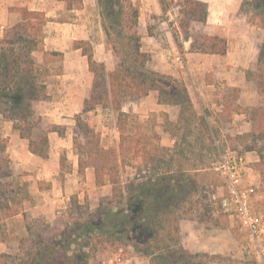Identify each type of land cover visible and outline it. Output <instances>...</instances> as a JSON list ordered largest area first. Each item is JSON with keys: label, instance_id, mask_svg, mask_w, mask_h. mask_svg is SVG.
<instances>
[{"label": "trees", "instance_id": "16d2710c", "mask_svg": "<svg viewBox=\"0 0 264 264\" xmlns=\"http://www.w3.org/2000/svg\"><path fill=\"white\" fill-rule=\"evenodd\" d=\"M181 4L179 28L183 40H190L189 52L224 56L227 41L219 36L190 35L191 24L203 25L208 16L207 4L198 0H178ZM161 9H168L166 0H159ZM105 44L118 59L116 67L105 70L94 59L93 50L84 41H76L86 58L92 83L82 110L74 115L72 146L77 155V172L93 169L94 184L109 187V193L98 199L95 210L74 204L75 218L65 222L54 233L46 223L38 230L26 224V210L33 206L27 183H12L9 160L5 155L6 139H0V244L6 242L7 222L20 215L28 234V248L21 255L0 252V264H102L91 262L100 246L109 243L127 244L147 264H259L255 260H236L222 254L193 253L181 243L180 221L188 219L208 223L216 199L217 184H206L214 170L215 158L222 153L215 143L216 130L208 126L204 116H197L186 86L170 75L148 68L149 54L142 49L137 32L139 8L131 0H97ZM70 6L68 5L67 8ZM20 21L6 29L0 38V117L11 121L12 131L27 142L28 152L42 160L49 154L48 133L62 136L59 126L34 136L39 122L33 104L46 94L51 64L60 61L62 53L43 48V28L48 19L44 12L15 8ZM240 11L249 15L248 22L264 31V0H243ZM42 54L39 63L34 53ZM257 90L264 94V36L257 57ZM156 91L159 104L176 106L179 116L167 121L175 137L172 147L148 143L141 134L125 133L127 113L121 111L126 96L146 97ZM232 101L226 96L220 102L224 120L232 114H244L250 123L245 151L256 153L254 168L264 172V106L246 107L237 103L239 89L229 87ZM114 107L119 134L118 150L104 148L89 121L96 108ZM207 115V113H206ZM165 131V129H164ZM125 143L128 145L125 146ZM136 163L144 160L143 170L136 169L125 182L120 169L125 156ZM213 155V160L209 157ZM192 162V163H190ZM60 167L65 159L60 158ZM10 180V181H9ZM206 184V185H205ZM33 224V223H32ZM5 236V237H3ZM24 241L20 240L19 245Z\"/></svg>", "mask_w": 264, "mask_h": 264}, {"label": "rangeland", "instance_id": "374dc122", "mask_svg": "<svg viewBox=\"0 0 264 264\" xmlns=\"http://www.w3.org/2000/svg\"><path fill=\"white\" fill-rule=\"evenodd\" d=\"M131 1L137 6L143 4L144 9H147L146 0ZM155 1L147 0L148 6L150 8L153 5L155 6ZM166 1L168 9L165 12L161 11L159 14H154L148 10L144 11L137 24V32L141 37L142 49L149 54L147 66L151 70H153L151 68V51L158 50L162 52L164 63L167 65L174 66V58L176 56L180 57V54L182 55L181 58L186 61L182 46L183 33L179 28L181 19L179 9L181 4L178 0ZM68 5L74 8L73 14L65 10ZM45 7L51 11L49 19L55 21L71 22V19L80 17L82 21H86V28L81 29L88 35L86 40H80V38H75L74 40L69 37L61 41L52 37V34L56 33L53 28L56 27L55 24L47 23L43 28V43L46 41L49 45L47 50L54 51L49 47H55L63 49L64 52H61L62 58L60 61L50 65L49 74L44 79L47 85L46 94L33 104L35 116L40 119L34 130V136L46 133L53 125L59 126L63 134L58 136L55 132L53 134L48 133V135H51L49 140V160H41L24 151L23 154L16 156V160L10 158L8 154L5 155L9 160L8 165L12 183H27L28 193L33 198V206L26 210V224L35 226L39 230L42 227V223H46L50 225L54 233H57L63 229L65 222L75 218V203L88 207L90 210H95L98 199L109 193L108 186H95L92 168H86L82 174L77 172V155L72 146L71 129L74 125V115L81 112L83 100L89 94L92 75L88 72V68L87 70L84 68L86 58L82 56L81 50L72 52L74 43L76 41H84L85 45L91 47L94 59L104 64L107 72H111L116 67L118 59L112 55L105 44L97 0H89L86 3H83L82 0H47ZM75 13L78 14L76 15ZM238 14V16L229 21L220 23L209 22L203 25L191 24L189 28L190 35L224 36L228 46V59L237 60V66H231V63L224 56L199 53L200 55L194 56L196 58L188 61L190 69L188 78L206 81L215 79L214 81H217L216 85L221 84L213 92V99L218 100L217 104L221 106L220 110L222 109L220 102L223 101L224 96H228L227 99L232 101V93H227L229 87L221 80L223 72L228 71V67H235L236 72L233 77L253 81L257 86V81L254 78L258 73L257 57L264 31L253 22H248L249 15L246 12H241L239 9ZM79 34H81V30ZM150 37L155 42H152L149 39ZM99 44L103 45L97 46ZM34 57L39 63L43 62L41 53L34 54ZM177 63L180 64L179 62ZM154 92L157 93L156 91ZM153 105L154 101H150L146 97L126 96L121 102V111L127 113V129L125 133L133 134L135 137L144 134L148 143L162 145L166 142V139L164 137L162 139L161 132L164 129H171L167 122L170 120L162 112H152L151 107ZM255 106H264V95H258ZM202 108L206 109L208 115L215 109L209 105L207 106V104L202 105ZM88 117L101 139V145L104 148L118 150L120 139L116 128L117 112L114 107H98ZM226 120L220 115L217 123L219 125L222 122H226ZM223 133L218 130L215 132V139L218 141L221 152L227 149L241 151L240 147L244 149L245 146L250 145L246 139L247 133L237 135L234 138H228ZM0 139L6 138H3L0 133ZM230 140L234 142H230ZM126 145L128 143H125ZM130 155L128 153L125 156V164L120 169L122 182L131 177L136 169L143 170L144 160L142 161L141 158H138L134 164L129 161ZM205 156L209 157V161L213 160V155L209 156L205 153ZM60 158L65 159V167H60V170L55 173L57 162L60 166ZM218 160L219 155L215 158V162ZM261 178L263 180L261 189L264 190V172L261 173ZM214 181L217 184L216 199H218L223 183L216 171L212 170L209 172L206 184ZM259 206L264 210V201ZM24 224L25 222L22 221L20 215L13 217L7 222V233L4 234L7 239L5 243L0 244V252L21 255L22 246L23 248H28L29 242L26 241L28 234L23 228ZM237 225L236 221L221 212L217 200L213 205L211 219L208 223L204 224L188 219L180 221L181 243L186 250L193 253L204 252L200 251V248H205V246L208 248L212 246L214 249L216 247L230 248L229 254L224 252L222 255H230V257L232 255L233 259L236 260L251 261L253 259L244 251L243 236ZM20 240L24 241L22 245H19ZM100 247V250L92 255L91 262L109 264L111 261H124L127 264H147L146 259L138 257L127 244H114V246H111L107 242ZM204 253H210V251L208 250V252Z\"/></svg>", "mask_w": 264, "mask_h": 264}, {"label": "crops", "instance_id": "0c3cea01", "mask_svg": "<svg viewBox=\"0 0 264 264\" xmlns=\"http://www.w3.org/2000/svg\"><path fill=\"white\" fill-rule=\"evenodd\" d=\"M46 1L47 0H0V38H2L3 33L6 29L17 24L21 19L20 14L13 11L12 9L24 7V8H27L28 10L44 12L45 17L48 19L46 24L50 23L53 25L55 24L56 26V27H53L56 33L52 34L53 35L52 37H55L57 40L62 41L64 38H69V37H71L74 40L75 38H80V40L88 39V35L86 34V32H84L81 29V28H86V23H85L86 21H82L80 17L71 19V22L55 21V20L49 19V17L51 16V11L47 10L45 7ZM82 1L83 3H86V1H89V0H82ZM90 1H93V0H90ZM198 1L206 3L208 7V16H207V20L205 23H209V22L220 23V22L232 20L235 16L239 15L238 12L240 9V5L242 3V0H198ZM155 3H156L155 6L153 5L150 8L146 0L147 9H144L143 4H139L138 5V8H139L138 20H140V18L142 17V12L147 11V10L149 12H153L154 14H159V12L162 11L159 0H156ZM65 10L67 12H71L72 14L75 11L72 6H70L69 8L66 7ZM75 14L77 15L78 13H75ZM213 28L215 27L213 26ZM80 30H81V34H79ZM212 36L220 37L221 35H212ZM221 37L224 38V36H221ZM55 38H52V39H55ZM149 39L152 40V42H155L153 41L154 40L153 38L150 37ZM190 42H191L190 40L182 41L183 52H184L186 61H184V59L181 58L182 55L180 54V57L176 56L174 58V62H175L174 66L167 65L164 63L162 52L158 50L151 51V56H150L152 60L151 68L156 72L170 75L172 78H174L175 80L179 82H182L186 86L189 97L191 99V102L193 104V107H194V110L197 116H201V115L204 116L210 128H214L215 130L224 132L223 134H226L228 138H234L237 135L239 136V135L249 133L250 123L248 122L244 114H232L228 117V120H226V122H222L218 125L217 120H218V117H220L219 113L221 111L220 110L221 106L217 104L218 100L213 99L214 98L213 92L215 88H217L218 86H221V84L216 85L217 81L215 82L214 81L215 79L206 81L202 79H194V78L190 79L187 77L189 70H190L188 61L192 60L193 58H196L194 56L200 55L199 53L189 52ZM102 45L103 44H99L97 46H102ZM48 46H49L48 43L44 41L43 43L44 50H47ZM49 48L53 49L54 51L60 52V53L64 52L63 49H57L55 47L54 48L49 47ZM73 49L74 50H72V52L80 51V49L76 50L74 47ZM37 53H40V52H37ZM215 56H218V55H215ZM224 57H226V60H227L229 57V53L226 52ZM179 58H181V61H182V62H179L181 66H179L180 64L177 63ZM228 62L231 63V66H237V60L228 59ZM84 68L87 70L86 61H85ZM235 72H236L235 67H228V71H225L222 74V77H221L222 82L224 81V84L228 87H234V88L239 89L240 92H239V97L237 100V103L239 105L246 106V107L255 106L257 104L258 95L259 94L264 95V94L258 92L257 86L255 85V83H253V81H246L244 78L242 80L240 78L237 79L233 77V75H235ZM157 96H158L157 93H155L154 91L149 92V94L146 96V99L150 101L151 100L154 101V105L151 107V111L152 112H162L166 114L170 122H175L178 118V108L172 105L159 104L157 101ZM85 98H87V95L85 96ZM205 104H207V106L209 105L211 108H215L214 111H211L209 115L208 114L206 115L207 113L206 109L202 108V105H205ZM0 133L2 134L3 138H6L7 140V145H6L4 153L8 154L10 158H13V159L17 158L16 156H18L19 154H23V151L30 154L27 150V142L19 138L16 132L12 131L11 121L5 120L2 117H0ZM50 133L53 134L54 132H50ZM161 137L162 139L163 137L166 139V142L162 144L161 146L163 147L173 146L175 137L170 132V130H165V131L163 130L161 132ZM50 138H51V135H48V140H50ZM230 142H234V141L230 140ZM240 149L243 152L244 156L246 157V161H247V169L245 172L247 182L249 184H255L257 187L261 189L262 188L261 184H263V180L261 178V174L254 168V164L258 161V156L254 152L245 151L244 149H242V147H240ZM49 157L50 156L48 154V158L46 160H49ZM56 167L57 168L55 170L56 171L55 173H57V170L58 171L60 170V166L58 162L56 164ZM263 201L257 202L254 204L255 211L257 212L264 211L259 206L260 203H262ZM238 229H239V226H238ZM222 248L216 247L214 249V247L212 246H209V248L205 246V248L201 247L200 251L208 252L209 250L210 251L209 254L211 253L223 254L224 252L229 254L230 248H225V247H222ZM231 257L233 258L232 255Z\"/></svg>", "mask_w": 264, "mask_h": 264}, {"label": "built area", "instance_id": "2783aa9c", "mask_svg": "<svg viewBox=\"0 0 264 264\" xmlns=\"http://www.w3.org/2000/svg\"><path fill=\"white\" fill-rule=\"evenodd\" d=\"M178 62H182L181 58ZM218 145V141H215ZM247 161L242 151L227 149L220 153L214 170L222 180L218 205L221 212L237 222L244 240V251L257 263H264V211L254 204L264 200V191L246 180ZM109 264H127L111 261Z\"/></svg>", "mask_w": 264, "mask_h": 264}]
</instances>
